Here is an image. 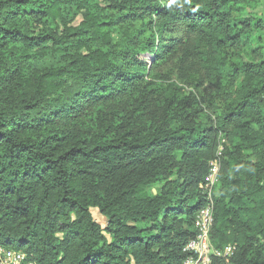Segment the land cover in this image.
<instances>
[{
	"label": "trees",
	"instance_id": "1",
	"mask_svg": "<svg viewBox=\"0 0 264 264\" xmlns=\"http://www.w3.org/2000/svg\"><path fill=\"white\" fill-rule=\"evenodd\" d=\"M257 1L0 0V244L34 264H182L218 158L210 239L234 250L211 264H264V61L236 59Z\"/></svg>",
	"mask_w": 264,
	"mask_h": 264
},
{
	"label": "built area",
	"instance_id": "2",
	"mask_svg": "<svg viewBox=\"0 0 264 264\" xmlns=\"http://www.w3.org/2000/svg\"><path fill=\"white\" fill-rule=\"evenodd\" d=\"M223 142V141H222ZM222 147L218 149V156ZM220 170L219 159L216 158L209 165L208 174L199 186L204 195V206L197 212L194 220L195 237L189 241L182 252L187 255L182 264H211L214 258H227L233 253V248L225 246L221 249L214 248L210 233L213 224V207L215 193L213 188L218 184ZM0 264H34L26 259L25 255L7 249L0 244Z\"/></svg>",
	"mask_w": 264,
	"mask_h": 264
},
{
	"label": "rangeland",
	"instance_id": "3",
	"mask_svg": "<svg viewBox=\"0 0 264 264\" xmlns=\"http://www.w3.org/2000/svg\"><path fill=\"white\" fill-rule=\"evenodd\" d=\"M99 7H102V5H100ZM242 16L244 18H248L250 20H252V28H253V34L251 36V42L249 43L248 47L244 48L242 50L241 53V57L240 58H236L237 61H244V62H254V63H259L261 61H264V36L263 39L261 40V43H258L257 41H255L256 39V34L257 32L255 31V25L260 23L262 26V31L264 33V2H262L261 0L257 1L256 3H254L252 5V7L248 8L243 14ZM73 18V17H72ZM69 26H77L80 24V22H82V16L78 15L76 16L73 21L71 22V17L67 19ZM56 28V24L55 22H46L44 28ZM111 37L113 39V37H115L114 33L111 34ZM141 54V59L144 62H147V70L148 73L151 75H159L161 78H163L164 80H170V82H176V84L178 85V87H180L182 89V93L187 94L191 91H193L192 89H190L187 85H185L184 82H182L178 77H177V72L175 71V62H168L165 63L163 65H159L157 67L154 68H149L150 65V61L147 59V55L143 54V53H139ZM187 70H189V75H187V78L189 76H193L196 75V72L194 71V66L193 65H189L187 67ZM191 76V77H192ZM194 92V91H193ZM195 93V92H194ZM217 186L218 184H216L213 188L214 193H216L217 191ZM152 193H156V189L153 188L152 189ZM91 214L93 219L102 227L105 226L106 224V220L99 214V212L96 209H92L91 210Z\"/></svg>",
	"mask_w": 264,
	"mask_h": 264
},
{
	"label": "water",
	"instance_id": "4",
	"mask_svg": "<svg viewBox=\"0 0 264 264\" xmlns=\"http://www.w3.org/2000/svg\"><path fill=\"white\" fill-rule=\"evenodd\" d=\"M155 194V193H154Z\"/></svg>",
	"mask_w": 264,
	"mask_h": 264
}]
</instances>
